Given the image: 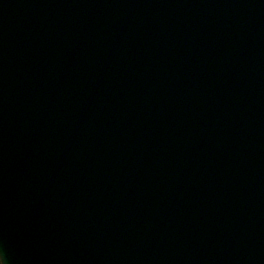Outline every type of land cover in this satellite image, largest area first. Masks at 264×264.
<instances>
[{
  "label": "water",
  "instance_id": "obj_1",
  "mask_svg": "<svg viewBox=\"0 0 264 264\" xmlns=\"http://www.w3.org/2000/svg\"><path fill=\"white\" fill-rule=\"evenodd\" d=\"M0 252L264 264V0H0Z\"/></svg>",
  "mask_w": 264,
  "mask_h": 264
},
{
  "label": "clouds",
  "instance_id": "obj_2",
  "mask_svg": "<svg viewBox=\"0 0 264 264\" xmlns=\"http://www.w3.org/2000/svg\"><path fill=\"white\" fill-rule=\"evenodd\" d=\"M0 260H2L3 264H5V257H4L3 252H0Z\"/></svg>",
  "mask_w": 264,
  "mask_h": 264
}]
</instances>
